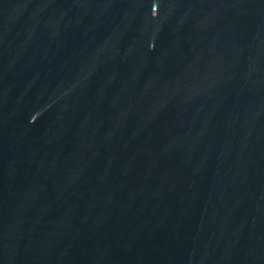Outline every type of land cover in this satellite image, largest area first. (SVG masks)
<instances>
[{"label":"water","instance_id":"obj_1","mask_svg":"<svg viewBox=\"0 0 264 264\" xmlns=\"http://www.w3.org/2000/svg\"><path fill=\"white\" fill-rule=\"evenodd\" d=\"M0 264H264V0H0Z\"/></svg>","mask_w":264,"mask_h":264}]
</instances>
